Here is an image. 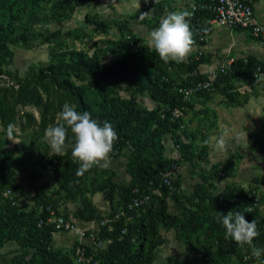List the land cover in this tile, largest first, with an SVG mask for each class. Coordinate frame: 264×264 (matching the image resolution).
I'll list each match as a JSON object with an SVG mask.
<instances>
[{
    "label": "trees",
    "instance_id": "16d2710c",
    "mask_svg": "<svg viewBox=\"0 0 264 264\" xmlns=\"http://www.w3.org/2000/svg\"><path fill=\"white\" fill-rule=\"evenodd\" d=\"M97 1L0 0V248L14 245L12 258L5 264H75V246L70 252L55 248L54 234L57 231L54 226L38 227L39 219L46 217L49 207L56 214L68 217L59 208L60 198H50L45 191L36 189L35 208H27L22 205L21 199L27 196L28 190L17 181L20 166L29 164L45 170L56 159L32 161V148L29 147L26 152L27 143L24 140L21 141V148L15 145L8 148L11 140L6 135L9 123L15 125V139H21L18 131L24 133L32 128L44 135L48 126L59 122L57 114L62 111L65 102L73 105L78 112H89L101 124L108 122L113 126L119 138L114 143L110 159L124 157L130 177L128 182H117L113 170L98 165L78 176L79 163L71 155L74 141L69 132V147L62 157L63 164L58 161V166H62L61 172L55 173L63 192L62 202L77 204L75 217L84 222H95L99 226V238L111 241L101 249L91 244L84 245L86 255L93 262L151 264L155 249L164 242L162 228L174 230L177 240L194 253L188 264L257 262L248 246L241 247L231 238H225L218 213L223 215L239 211L246 221L255 219L259 235L254 243L264 247V190L260 188L264 180L253 179L248 188L231 183L214 194L215 187L209 181L232 175L228 172L232 171L231 168L222 164L213 165L209 174L207 172L211 176L204 175L202 184L192 186L190 193L184 189L176 173L169 186L164 185L162 179V174L170 166L180 162L165 156L168 136L185 162L193 164L196 158H206L204 148L199 151L191 137L187 138L186 133L179 132L182 119H175L172 110L179 108L185 115L195 97L211 93L197 94L188 101L178 92L182 86L208 79L198 73L199 65L208 60L197 53L180 64L173 61L164 63L152 47L141 44L137 36L130 35L126 25H117L119 41H104L103 49L96 47L91 53L67 44L65 39L71 38L75 30L62 33L60 29H49L52 24L61 25L69 20L78 8ZM212 1L195 0L193 5L211 4ZM187 11L191 13V7ZM166 12H171V8L157 3L152 18L157 22ZM88 18L86 15V23H89ZM212 18L213 13L208 10L192 13L193 47L205 44L210 35L207 26ZM91 23L102 30L110 27L99 21ZM38 37L43 43L51 45L49 63L21 78L6 70L13 57L11 46L20 45L29 49ZM108 55L111 59L106 60ZM257 68H260V74L264 73V63L252 57L233 62L228 69L216 72L213 91L222 94L229 103L242 105L244 101L232 93L234 81L242 79L251 86L258 84L260 79L255 76ZM173 72H178V76L181 73L184 75L174 77ZM120 91H127L128 97L120 96ZM143 100L153 107H144ZM30 109L37 112L38 118ZM182 137L189 139L190 144H184ZM251 143L252 148L264 155L263 139L254 136ZM195 150L197 154H194ZM97 169L102 170L101 178L91 179V172ZM42 187L46 188V185ZM134 190L138 194L149 195L150 204L127 212L126 217L110 224L111 229L99 225L105 216L98 215L91 196L102 193L110 203L108 215L112 216L120 210H127ZM5 191H10V195L4 196ZM85 230L89 235L91 230Z\"/></svg>",
    "mask_w": 264,
    "mask_h": 264
},
{
    "label": "crops",
    "instance_id": "0c3cea01",
    "mask_svg": "<svg viewBox=\"0 0 264 264\" xmlns=\"http://www.w3.org/2000/svg\"><path fill=\"white\" fill-rule=\"evenodd\" d=\"M121 1H125L126 4L128 2V5L125 7L121 4ZM143 1L138 0V8L150 6L151 9L154 4L163 3L169 6L171 11L188 10L195 2V0ZM250 3L255 17L264 26V0H250ZM135 4L136 0H99L94 3L95 6L92 4L89 8L98 12L102 21L105 15L110 17L109 21H114L122 16L134 15L138 9ZM110 5L113 10L112 15L103 13L102 10ZM87 7L81 9L83 10ZM145 10L144 13H150L148 16L153 15V10ZM166 13L161 16V19ZM140 18H144V16ZM135 21L130 22L132 28H136L139 26L138 23L140 24L137 19ZM197 53L203 54L208 60L207 63L198 67V73L206 77L218 72L220 69H224L226 62L229 60H233L235 63L237 61H246L248 57H252L256 61L264 63V44L254 38L248 30L214 26L205 44L200 47H193L185 61ZM259 79L260 82L253 86L242 79L234 81L232 93L237 94L240 101H244L242 105L229 103L217 91H213L209 95H199L191 102L182 119L179 132L186 133L187 138L191 137L192 143L199 147V151L204 148L206 158H196L193 164L183 161V158L179 159L180 162L177 163L176 174L181 177L180 180H183L182 183L187 193L192 192V186L202 184L201 178L204 175L208 176L212 166L217 164L229 166L232 171L228 172H232V175L226 179L209 181L215 187L214 194L220 193L231 183L248 188L253 179L264 180V155L251 147V138L254 136L264 140V73ZM245 133L247 143L241 139ZM221 139L224 141L223 147L219 144ZM182 142L190 144L189 142L191 141L182 137ZM166 143L172 145L171 148L166 147V154L168 151L172 153V149H175L176 151L174 152L178 154V148L173 145L174 143L170 136L167 137ZM194 154H197L196 150ZM119 158L121 157L111 158L110 160ZM181 161H183V166H180ZM103 168L113 170L116 173L114 180L117 182H128L130 180L126 172V163L124 167L122 166L118 169L112 165ZM187 173L190 174V180L195 181L193 184H186V180H188ZM185 184L187 187H185ZM22 186L24 188L27 187L23 184ZM260 188L264 190V184H261ZM34 191L35 189H33L32 193ZM33 195L35 196V193ZM91 200L97 209L98 215L104 217L110 213V203L103 198L102 193L93 194ZM76 208V206H73V208L68 206L69 210L66 211L63 206L60 210L63 214L72 218L80 228L94 229L96 226L95 222H84L75 217ZM160 231L164 242L155 249L151 264H188L194 258V253L191 249L177 240L174 230L162 228ZM78 243V238L73 234L61 232L54 234V246L60 250L72 249ZM82 243L85 246H90L91 240L87 238L82 240ZM251 264H257V262Z\"/></svg>",
    "mask_w": 264,
    "mask_h": 264
},
{
    "label": "rangeland",
    "instance_id": "374dc122",
    "mask_svg": "<svg viewBox=\"0 0 264 264\" xmlns=\"http://www.w3.org/2000/svg\"><path fill=\"white\" fill-rule=\"evenodd\" d=\"M121 4H123L126 7L128 5V2L126 4L125 1L124 2L121 1ZM90 5H88V7L83 10L81 8H78L69 20H65L61 25L52 24L49 27V29L52 31H56L60 29L62 33L75 30L74 35L71 38L69 37L65 39L67 41V44L71 46V48H74L77 50H84V51H87L88 53H91L96 47L103 49L104 41H109V42L119 41L120 35L117 30L118 24L122 26L126 25L128 27L127 29L131 33L130 35L137 36L141 44H146L150 46L148 42L149 33L154 28L158 27L161 17L159 21L157 22L154 20V18H152L153 15L146 16V17L144 16V18H140V17L142 16L141 14H143L144 11H146L145 9L154 10V7L157 6V4H154L153 6H151V9H150V6L148 7L142 6L141 8L137 9L134 15L122 16L121 18L115 19L114 21L113 20L109 21L110 17H106V15L103 16V21H102L99 13L96 11H93L94 9L91 10L89 8ZM93 6L95 5L93 4ZM102 12L110 13V15H112L113 10H112L111 5L109 7L104 8ZM85 15L89 16L88 18L89 23H86ZM133 17H136L135 19H137L138 22H140V24L138 23L139 26H137L136 28L135 27L132 28V26L130 25L131 21H135V19H131ZM98 21L104 24L110 25L109 29L102 30L91 23V22H98ZM50 49H51V45L47 43H43V40L39 39V37L37 40H35L31 44V47L29 49H25L21 47L20 45L11 46V50L13 51V57L9 61V65H6L7 66L6 70H9L13 74H17L19 78L24 77V75L28 72L38 71L40 68L46 66L49 63ZM109 59H111V55H108L106 60H109ZM178 74H179L178 72L177 73L173 72L174 77H177ZM182 75L184 74L181 73L178 77H181ZM13 81L15 82L16 80H13ZM119 94L120 96L125 97V98L128 97L129 95L127 91H120ZM142 105L148 108L153 107V105L147 102L146 100H143ZM30 111H32L35 117L38 118L37 112H35L32 109H30ZM57 116L59 117V113L57 114ZM18 134H20L21 136V139L20 138L16 139V141L19 143H15L11 141V144L8 146V148H12L14 145L17 148H21L22 147L21 141L24 140L27 143L25 144V147H26L25 151L27 152L28 148L31 147L34 152L32 156V161L39 159L42 162H45L47 158H55L57 161H61L63 164L62 156L53 155L48 150V145L43 138L44 135H41L37 129L32 128V129L25 131L24 133H20L18 131ZM165 144L167 148L172 147V145H169L167 143ZM174 151L176 150L172 149L171 151L172 153L168 151L166 154V150H165L166 158L170 160L172 159L173 161L183 158V155L181 154V152H179L178 149H177L178 154H176V152ZM15 152H18V151H15ZM183 161H181L180 166H183L182 164ZM125 163H126V159L124 157H121L117 160H110L108 165H112L118 169L122 166L124 167ZM61 169H62V166L61 167L56 166L54 163L53 165L48 166L47 169L45 170H39L36 166L29 165V164L20 166L17 172V181L23 184L24 186H27L26 188L28 190L27 196L21 199L22 205L27 208H35L34 202H35L36 197L33 195V193H35L36 189L37 190L40 189L41 191L42 190L45 191L47 193V196H49L50 198H54V199L60 198L59 203L61 205L59 208L64 206L65 210L67 211L69 210L68 206L71 208H73V206L77 207V205L74 203L66 202L64 204L62 202L63 192H61L60 190L59 182L57 181V176L55 174L56 172L59 174L61 172ZM101 174H102V170L97 169L91 172L90 176H91V179L99 180V178H101ZM187 176H188V180H186V184L188 185H190L191 183L193 184L195 181L190 180L189 173H187ZM178 177L181 178L180 176ZM43 184L46 185V188L42 187ZM186 184H185V187H187ZM33 189H35V191L32 193ZM13 248H14L13 244H8L4 246L3 248H0V264H5L8 260L12 258L11 251H13ZM71 250L72 249L68 248L65 252H70Z\"/></svg>",
    "mask_w": 264,
    "mask_h": 264
},
{
    "label": "clouds",
    "instance_id": "9594fccd",
    "mask_svg": "<svg viewBox=\"0 0 264 264\" xmlns=\"http://www.w3.org/2000/svg\"><path fill=\"white\" fill-rule=\"evenodd\" d=\"M135 6L139 7L138 0ZM148 15L149 13L142 14L145 17ZM191 15L192 13L187 10L167 12L160 20L158 27L149 33V45L164 63L173 61L180 64L190 54L195 43L190 27ZM14 132L15 125L9 123L6 128L7 138L19 143L15 139ZM69 132L74 141L71 155L79 163L76 173L78 176L83 175L93 166H108L114 143L119 138L110 123L101 124L93 119L89 112H78L73 105L65 102L59 113V122L55 126H48L44 131L43 138L53 155L63 157L69 147L67 143ZM245 137L246 133L241 137L244 142H246ZM219 144L223 147L224 141L221 139ZM218 217L225 229V238H231L241 247L248 246L257 264H264V259H262L264 247L254 243L259 235L257 221L255 219L251 222L246 221L243 213L239 211L235 213L230 211L223 215L218 213Z\"/></svg>",
    "mask_w": 264,
    "mask_h": 264
},
{
    "label": "built area",
    "instance_id": "2783aa9c",
    "mask_svg": "<svg viewBox=\"0 0 264 264\" xmlns=\"http://www.w3.org/2000/svg\"><path fill=\"white\" fill-rule=\"evenodd\" d=\"M191 10V13L195 10H208L213 13V18L209 21L207 26V32H211L213 26L248 30L254 38L264 44V26L255 17L250 0H214L211 4L204 3L198 6L192 5ZM232 63L233 60L227 61L224 69H228ZM259 75L260 68H257L255 76L258 77ZM216 76V73H213L207 80L196 82L191 86H182L178 89V92L184 100L188 101L197 94L212 92ZM172 116L175 119H182L184 117L182 110L179 108H174L172 110ZM53 163L56 166L59 165L57 160H54ZM177 169L178 165L175 163L162 174L164 185H170L171 179L177 172ZM138 193L139 192L136 190L133 191L134 196L131 198V202L129 203L127 210H120L112 216H105L99 225L109 226V229H111L110 224L116 220L126 217L127 212L149 205L151 201L150 196ZM3 195H10V191H5ZM46 211V217L39 219L38 227L51 224L57 232L73 234L79 240V243L75 246L74 251L75 264H98L97 262H93V259L90 256L86 255L85 246L83 245L82 240L89 238L91 240L92 247H95L96 249H101L105 246V244H109L111 242L109 239L107 241H102L99 238L97 234L99 226L96 225L97 227L95 226L89 235H87V231L80 228L72 218L56 214V211L51 207L47 208Z\"/></svg>",
    "mask_w": 264,
    "mask_h": 264
}]
</instances>
